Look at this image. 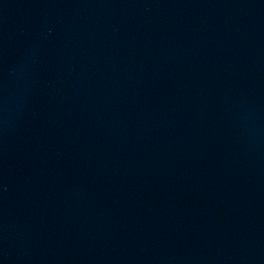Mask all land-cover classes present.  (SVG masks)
Here are the masks:
<instances>
[{
	"label": "water",
	"instance_id": "95a60500",
	"mask_svg": "<svg viewBox=\"0 0 264 264\" xmlns=\"http://www.w3.org/2000/svg\"><path fill=\"white\" fill-rule=\"evenodd\" d=\"M0 264H264V0H0Z\"/></svg>",
	"mask_w": 264,
	"mask_h": 264
}]
</instances>
